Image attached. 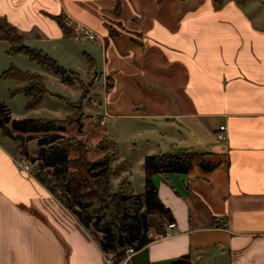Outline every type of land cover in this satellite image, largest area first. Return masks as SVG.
I'll list each match as a JSON object with an SVG mask.
<instances>
[{
    "label": "crops",
    "instance_id": "0c3cea01",
    "mask_svg": "<svg viewBox=\"0 0 264 264\" xmlns=\"http://www.w3.org/2000/svg\"><path fill=\"white\" fill-rule=\"evenodd\" d=\"M58 14L79 36H63ZM2 15L83 81L93 59L94 113L130 164L123 175L134 193L148 154H196L187 172L152 176L175 226L112 264L185 255L190 264H264V0H0ZM80 26L96 35L81 46ZM18 164L0 141V264H108L89 230Z\"/></svg>",
    "mask_w": 264,
    "mask_h": 264
},
{
    "label": "trees",
    "instance_id": "16d2710c",
    "mask_svg": "<svg viewBox=\"0 0 264 264\" xmlns=\"http://www.w3.org/2000/svg\"><path fill=\"white\" fill-rule=\"evenodd\" d=\"M220 3L221 0H215ZM60 26L63 36H77L62 14L52 16ZM113 36V32L109 31ZM79 36V35H78ZM7 41L8 55L21 54L44 71L58 76L60 82L77 85L81 93L76 102L61 96L73 110L74 115L57 118L19 117L13 118L6 103L0 100V133L19 143L25 139L24 133L41 132L36 139L37 154L29 157L26 146H21L19 154L30 163H35L34 176L51 193L56 200L77 218L85 228L91 231L98 245L106 255L111 253L112 262H118L126 254V248L135 251L155 239L149 234H164L165 224L174 222L170 210L159 200L157 188L152 176L156 173H185L192 166L196 155L188 150L179 149L172 152L148 154L144 157V188L142 193H134L132 185L123 172L130 164L119 160V151L115 142L105 136L96 147L103 152L102 156L89 160V147L75 135L61 134L73 121L81 117V106L87 93L96 81L94 61L87 55V82H84L77 71L67 69L49 54L25 43L24 35L17 27L10 24L5 16H0V41ZM1 77L15 80L21 84L10 89L9 95L18 92L30 97L28 107L40 103L48 89L44 76L36 72L22 70L10 64ZM60 97V96H59ZM50 132L49 134H47ZM204 170L216 163H199ZM112 178L119 181L113 185ZM118 234L123 238V246L118 244ZM154 264V263H152ZM169 264H190L188 256L171 260Z\"/></svg>",
    "mask_w": 264,
    "mask_h": 264
},
{
    "label": "rangeland",
    "instance_id": "374dc122",
    "mask_svg": "<svg viewBox=\"0 0 264 264\" xmlns=\"http://www.w3.org/2000/svg\"><path fill=\"white\" fill-rule=\"evenodd\" d=\"M148 1V0H146ZM179 4V2L177 1ZM178 7V6H176ZM76 42L81 46L82 44H87L88 42H91V40H87L85 38H81L76 40ZM9 47V43L7 41H0V100L7 104V106L10 109V112H12L11 116L13 118H19V117H39V118H57L62 119L65 116H72L74 115L73 110L70 109V107L63 101L61 96H66V98H69L70 101L76 102V100L79 98L81 89H78V86L74 85L75 87H70V85L63 86L60 82L52 81L51 79L46 80V85L50 92L53 93L44 95L40 103L34 105L33 107H28V102L30 100V97L24 95L21 92H18L17 94L10 96L9 90L18 87L17 85L19 82L7 78H2L1 75L4 72V70L10 65L13 64L17 68H20L22 70H33L36 68L38 70V66L35 62H30L26 56L18 54L17 55H8L6 54V50ZM168 70V69H167ZM158 72V78L164 79V72L165 75L167 74L166 69L161 68L157 71ZM179 75L176 74L174 76V80H178ZM84 81L87 82L86 79ZM68 87H65V86ZM166 85V84H165ZM164 85V87H165ZM71 89H70V88ZM163 87V83H161V86L159 88L158 94H165L166 90ZM147 98L149 99H156L154 97L153 92H148ZM60 96V97H59ZM73 96V97H72ZM163 97V96H161ZM158 97V98H161ZM164 98V97H163ZM161 100V99H160ZM98 101V95L95 93H91V89L87 93L86 99L84 100L83 105L81 106V117L77 118L78 121H73L70 123L69 127L67 129L60 132L61 134H64L65 136L69 135H75L76 137L80 138L88 147H89V160L97 159L98 157L102 156L103 152L97 149L96 145L97 143L103 139L106 135L103 133V128L101 127L103 123H99L100 115L99 113H94L95 108V102ZM85 105V106H84ZM84 106V109H83ZM156 111H160L159 109L163 111L169 110L170 106L168 105H161L160 107L154 106ZM153 108V109H154ZM76 116V115H74ZM106 126H110L113 124V120L111 118L106 119ZM48 132L47 134H49ZM43 135L41 132H34V133H24L23 136L25 138L31 137L30 139H25L22 142L14 141L9 138H4L0 133V141L7 148L14 156V159L19 163L18 168L21 171H28L35 181H38L37 178L34 176V170H35V163L28 162L25 158L23 159L19 154V150L21 146H26L27 154L29 157L35 156L37 154V137ZM17 164V163H16ZM116 179H113L112 183L113 185H116ZM137 184V183H136ZM89 234H91V231H89ZM150 236H157V234H153L152 231L149 232Z\"/></svg>",
    "mask_w": 264,
    "mask_h": 264
},
{
    "label": "built area",
    "instance_id": "2783aa9c",
    "mask_svg": "<svg viewBox=\"0 0 264 264\" xmlns=\"http://www.w3.org/2000/svg\"><path fill=\"white\" fill-rule=\"evenodd\" d=\"M77 31H78V33L82 36V37H84V38H89V39H95V33L92 31V30H90L88 27H85V26H80V27H78L77 28ZM102 123V122H101ZM220 130H223L224 129V126L223 125H221L220 127ZM218 138H220V139H223V138H225V134L224 133H222V132H220L219 133V136H218ZM167 226H168V228H173L174 226H175V224L174 223H172V222H169L168 224H167ZM126 254H125V256L124 257H126V256H128V255H130V254H132L135 250L132 248V247H127L126 249ZM107 256V262H108V264H112L113 262H112V260H111V258H112V254L111 253H109V255H106Z\"/></svg>",
    "mask_w": 264,
    "mask_h": 264
},
{
    "label": "water",
    "instance_id": "95a60500",
    "mask_svg": "<svg viewBox=\"0 0 264 264\" xmlns=\"http://www.w3.org/2000/svg\"><path fill=\"white\" fill-rule=\"evenodd\" d=\"M118 236H119V238H118V244H119V246H123V244H124V242H123V238H122V236L120 235V234H118Z\"/></svg>",
    "mask_w": 264,
    "mask_h": 264
}]
</instances>
